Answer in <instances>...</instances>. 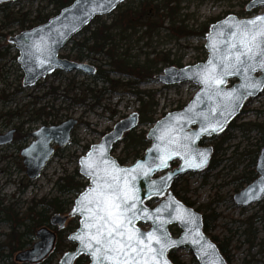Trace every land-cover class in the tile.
<instances>
[{
    "label": "rangeland",
    "instance_id": "obj_1",
    "mask_svg": "<svg viewBox=\"0 0 264 264\" xmlns=\"http://www.w3.org/2000/svg\"><path fill=\"white\" fill-rule=\"evenodd\" d=\"M248 1L183 0L180 3L181 20H183L181 24L186 25L187 29L193 33L187 37L181 36L179 39L169 40L166 32L162 31L159 37L152 39L150 46L141 48L140 52L149 51L155 54L169 52L171 53L170 58L178 61L171 65H160L162 69L159 73L168 66L180 67L200 62L207 55L203 46L205 35L202 33V28H208L216 19L223 18L227 14H235L244 18L264 12V6L250 12L245 11L244 7ZM38 11L40 14L48 12L51 15L55 13V8L47 0H17L11 3L6 13L28 12L30 21ZM109 16L110 14L103 18L108 21ZM9 21L11 22L10 18H6L0 11V34L7 36L11 32L10 36H12L19 33L20 29L17 24L7 26ZM167 25L168 23L164 21L163 26ZM81 37L79 36L75 40L79 41ZM6 44V38L0 37V46L5 49ZM14 54L13 48L10 47L6 55L0 58V133L11 127L20 126L12 143L0 147V208L11 207L13 214H17L25 224H29L31 221L25 218L27 208L33 206L41 197L60 196L64 199H73L72 195L58 193L53 186L54 180L59 176L78 171V158L86 152V147L98 142L102 133L107 132L117 120L135 111L138 105L130 93L119 92L111 95L105 94L101 104L93 109L67 107L63 104L58 114L60 119L58 123L70 117L77 119V125L71 132L70 142L62 148H57L40 176L30 180L25 174L20 150L31 142L32 137L29 134L42 125H48L50 120L41 117L37 121H32L39 114V104L34 103L37 100L35 97L39 98L43 90L41 87H36L38 86L36 84L45 82V78L30 88L19 89L22 75ZM74 54L72 42L67 43L58 53L59 57L69 60H73ZM87 63L94 65V62L91 61H87ZM64 74L63 78L65 79L73 72H64ZM111 76L118 78L115 74ZM76 79L90 82V79L82 74H78ZM50 81L49 77L46 82ZM100 84L97 85L100 86ZM141 88L156 92L155 99L158 105L154 118L160 117L165 112L181 109L191 100L198 89L190 81L175 85H163L155 78V75L148 82L141 84ZM261 111L264 112V90L258 96L246 100L241 113L235 118V124H246L243 127L244 130L233 129L227 132L230 137L226 143L222 144L221 149H218L214 157L218 165L212 170L206 168L196 173H186L176 181V184L181 188L187 189L186 196L193 201L194 208L200 207L201 214L214 213L216 219L209 234L215 236L217 240H223L225 237L230 238L228 250L232 256V264H264V198L260 202L243 208L236 206L232 199L235 192L247 185V182L241 180V176L250 170L247 154L259 147L261 136L264 134V127L260 126L264 121V114L260 113ZM8 112L17 115L6 117ZM251 124L258 125L253 128L254 125ZM151 125H140L136 128V132L144 131L146 134ZM204 143L213 145L210 139H206ZM122 147L123 143H120L112 156L117 157L121 153ZM175 165L176 162L171 164V166ZM70 210L71 206L60 214L67 215ZM70 219L68 218L67 222ZM242 220H249L251 223L245 227L247 230L245 233L241 231L243 227H240ZM147 227L148 225L142 226L144 229ZM171 228L173 229V227ZM10 229V223L3 220V215L0 212V242L7 238L6 235ZM22 229L23 227L20 226L17 230ZM251 231H255L254 237L250 236ZM246 238L249 241H245ZM34 241H36L35 237L32 239V242ZM68 250H70L69 246L64 247L63 252L56 255L52 264H58L62 253ZM175 252L186 264H197L191 261L192 254L189 249H175Z\"/></svg>",
    "mask_w": 264,
    "mask_h": 264
},
{
    "label": "water",
    "instance_id": "obj_2",
    "mask_svg": "<svg viewBox=\"0 0 264 264\" xmlns=\"http://www.w3.org/2000/svg\"><path fill=\"white\" fill-rule=\"evenodd\" d=\"M15 1L17 0H0V4ZM124 1L125 0H73L72 3L63 7L56 15L50 17L46 22L11 36L8 39V42L13 44L18 51L17 63L23 72L22 86L30 88L40 79L55 70H61L66 73L79 71L86 75L93 74L95 72V67L93 65H90L87 62L60 58L58 53L72 37L88 25L93 18L110 14ZM263 6L264 3L260 2V0H249L244 9L245 11L250 12L253 9ZM257 16H264V12L244 18H239L235 14H227L225 17L211 23L205 34L204 48L207 51V57L203 62L183 67H166L163 69L162 73L155 75V78L163 85H172L190 81L198 86V90L183 108L169 111L154 122L145 135L146 139L149 141V145L145 148L143 154L132 163L128 165L119 164L116 158L112 156L111 152L114 144L119 142L126 132L137 128L139 123V114L137 111H132L126 117L117 120L112 128L105 132L98 142L91 144L87 152L79 158L78 172L82 177L89 180V184L76 196L69 214L61 215L60 213H54L49 219L52 226L62 228L69 217L77 216L79 218L78 227L67 237L69 241L75 243V248L64 252L60 257L58 264H74L75 260L80 255L87 256V264H92L91 256L86 252H81L79 250L80 242L71 239V237L79 234L82 229L81 222L84 220L83 215L79 212H74V209L77 207V201L80 200L82 194L92 187V179L89 175L85 174L82 160L87 158L89 153L94 154V159L98 158L100 157L101 151L104 154V159L114 161L120 168H132L137 163H142L145 165V170L148 168L153 169L148 176L142 174L139 175L135 185L138 189V195L143 200L144 205L150 210L170 205L159 214L162 218L170 221L164 225V230L167 231L170 240L175 242V244L169 247L164 254V259L167 260L168 264H173L167 257L168 250H178L180 248H188L197 264H231L225 260L216 244L204 233L202 227V215L192 207L185 205L182 201L177 199L170 190V186L173 180L179 176L189 172H199L207 166L213 148L210 145H201L200 140L203 137L215 136L221 133L226 128V125L240 114V110L246 99L254 98L261 93L263 88L260 90H254L253 95H247L245 90L240 88L241 84L244 83L242 76L230 75L225 77L226 82L220 86L221 95L213 96L210 100L208 94L204 90V85L199 83L195 78H192V71H196L197 66L206 65L212 56V51L208 45L210 43L209 35L213 33L214 25L221 26L224 22L228 21L230 17L234 18L236 21H248ZM34 44L41 45L44 49V54L39 56V59L46 60V63H44L43 66L38 63L35 56H29L27 54L31 49V46ZM251 75L257 80L264 79V71L259 69L251 73ZM229 80H234V82L231 85H228ZM233 89H238L245 95V98L239 102L235 111L229 114L224 108V104L226 103L224 93L231 92ZM213 109H215V111H212ZM197 113L208 114L213 122L221 121L223 124L222 131L206 132L198 137L191 135L189 141H181L188 145V150L197 161L200 159L197 155L199 152L206 153L207 159L204 166L200 168L187 167L185 160L182 158V152L181 156H173L169 159L167 161V167L157 168L156 165L160 162L159 158L163 155L161 150L167 145L170 138H182L185 134H195L200 131L201 127L207 126V122H205L202 117L197 116ZM76 124L77 119L70 117L58 124L42 125L40 128L29 134L30 137H32V141L20 150L25 174L29 179L39 177L47 161L54 154L55 146L64 147L69 143L71 131ZM13 131L14 130L11 129L0 134V147L11 143ZM262 144L263 146L258 153L254 167L256 177L232 195L233 202L236 206L246 207L252 203L259 202L264 198V135ZM158 145L159 147H157ZM173 161H176L177 165L171 168L170 164ZM168 176H171V179L167 180L166 183L161 180L162 177ZM153 181L156 182L155 187L160 189L159 195L153 193ZM153 198H157L159 201L152 206L147 205L146 201ZM173 201L178 202L183 209H187L195 214V223L186 224L173 219L172 217L175 215L176 210V203ZM143 225H148V228L143 229ZM173 225L180 230L178 236H172L169 231V227ZM136 227L139 228L141 232H149L154 225L151 220H139L136 222ZM197 231L204 239L200 243H193V240L198 239ZM35 237L36 241L33 242L31 247L18 251L14 255L16 261L37 263L49 254L55 242V233L48 227L41 226L36 229ZM208 245H214V250L210 249Z\"/></svg>",
    "mask_w": 264,
    "mask_h": 264
},
{
    "label": "trees",
    "instance_id": "obj_3",
    "mask_svg": "<svg viewBox=\"0 0 264 264\" xmlns=\"http://www.w3.org/2000/svg\"><path fill=\"white\" fill-rule=\"evenodd\" d=\"M72 1L47 0L55 8V13L51 15H55L61 8L69 5ZM181 1L183 0H126L110 14L108 21L103 16H96L74 39L70 40L75 53L73 60L94 62L95 72L92 75H85L87 79H90V82L77 80L76 76L82 74L79 71L73 72L71 76H67L65 79L63 78L64 72L60 70L48 74L45 77V82L36 84L38 85L36 87H41L43 90L39 98L35 97V100H37L34 103L39 104V114L36 113L37 115L32 121H37L44 117L45 119H50L47 124H56L60 120L58 114L63 104L67 105V107H80L83 109L88 107L93 109L101 104L105 94L111 95L119 92L130 93V95L134 96V100L138 105L136 110L139 113V125L153 124L156 120L154 116L157 113L158 105L155 99L156 92L151 89L141 88V84L148 82L153 75L159 73L162 69L160 65H171L177 60L171 59V53L169 52L155 54L149 51L140 52V49L150 46L152 39L159 37L162 31L166 32L169 40L179 39L181 36L187 37L193 33L187 29L186 25L181 24L183 22L180 14ZM10 5L11 2L1 4L0 11L6 18L9 17L11 20L7 26L9 24H17L20 31L43 23L51 16L48 12L40 14V11H38L32 20L29 21L28 12L20 14L18 12L15 14L6 13ZM164 21L168 23L167 26H163ZM25 23H27L26 26ZM207 30V27H203L202 33L205 35ZM79 36L82 37L79 41H76L75 39ZM0 37L5 39L7 36L0 34ZM7 51L8 47L2 50V46H0V58H3ZM151 55L152 57H150ZM113 74L117 75L118 78H112L111 75ZM49 77L51 81L47 83L46 81ZM98 83H101L100 86L97 85ZM19 89H23L21 85H19ZM34 103L33 105H35ZM260 113L264 114L262 111ZM13 114L10 113L9 115L12 116ZM245 125L244 123L235 124L234 118L220 134L211 138L201 139L200 144H205L204 141L206 139H210L213 144L212 156L206 167L208 170H212L218 165L214 157L218 149H221L222 144L226 143L230 137L227 132L233 129L243 131ZM253 125L254 128L258 124ZM260 126L264 127V121ZM262 137L260 139L261 142ZM212 140L216 142L214 141L213 143ZM120 143H123V147L121 153L116 157L120 164L134 161L149 144L145 138V132L140 131L137 133L136 129L125 133L122 139L114 145L112 152L116 150ZM259 148L260 145L256 150L247 154L250 170L247 174L241 176L243 182L249 183L256 176L254 166ZM177 180L178 178L172 182L171 191L185 205L193 207V201L186 196L187 189L185 187L181 188L180 185L176 184ZM87 185L88 180L80 176L77 170L72 174L57 177L53 182L55 190L61 195H72L73 199H64L60 198V196L41 197L33 206L27 208L25 218L31 221L29 224H25L22 218H18L17 214H13L11 207L0 208L3 220L9 222L11 226L10 231L6 235L7 238L0 242V264H52L56 255L63 252L64 247L69 246L70 250L73 249L74 244L67 241V235L78 227V217H72L61 229L52 227L56 234L54 246L43 260L37 263H27L18 262L14 259V253L32 244L35 230L41 226L51 227L49 223L50 215L52 213H62L69 206H72L74 198ZM152 201L154 200H148L146 204L149 205ZM37 207L38 210H36ZM194 209L199 211L200 207H195ZM215 219L213 212L202 214L203 231L215 242L225 260L231 263L232 256L228 250L230 238L225 237L223 240H217L215 236L209 234V231L214 227L213 222ZM248 223L249 220L240 222V227H243L241 229L242 232L245 233L247 231L245 227L251 225V223ZM20 226L23 229L18 231L17 229ZM170 231L173 235L178 234L176 227L171 228ZM254 235L255 231H251L250 236L254 237ZM245 241H249V239L246 238ZM167 257L173 264H186L179 258L174 249L168 250ZM191 261L196 263L193 257H191ZM87 263L88 257L85 255L79 256L74 262V264Z\"/></svg>",
    "mask_w": 264,
    "mask_h": 264
},
{
    "label": "snow or ice",
    "instance_id": "obj_4",
    "mask_svg": "<svg viewBox=\"0 0 264 264\" xmlns=\"http://www.w3.org/2000/svg\"><path fill=\"white\" fill-rule=\"evenodd\" d=\"M260 2L264 3V0ZM213 29L208 45L212 56L206 65L197 66V70L192 71V78L204 85L208 98L211 100L213 96L221 95L220 86L226 82L225 77L230 75L242 76L244 83L240 88L247 95L264 88V79L257 80L251 75L257 69L264 71V16L248 21H236L230 17L221 26L214 25ZM27 54L35 56L41 66L46 63V60L39 59L44 54L41 45H32ZM224 98L225 111L231 114L245 95L233 89L224 93ZM196 115L202 117L207 126L201 127L195 134L170 138L161 150L163 155L159 158L157 168L167 167V161L173 156H181L182 152L187 167L204 166L206 153L199 152L197 155L200 159L197 161L188 150V145L181 141H189L191 135L198 137L206 132L222 131L223 124L221 121L213 122L208 114ZM103 155L101 151L100 157L94 159V154L89 153L82 160L85 174L92 179V187L77 201L74 212L83 215L84 220L79 234L71 239L80 242L79 250L91 256L92 264H168L164 254L175 242L170 240L164 230V225L170 221L159 214L170 205L150 210L144 205L135 185L139 175L148 176L153 169L145 170L142 163L132 168H120L114 161L104 159ZM170 179L171 176L161 178L165 183ZM155 185L153 181V193L159 195L160 189ZM173 202L176 203L173 219L186 224L195 223V214L183 209L178 202ZM139 220H151L154 227L149 232H141L136 227ZM197 237L193 243H200L204 239L198 231ZM208 247L214 250V245Z\"/></svg>",
    "mask_w": 264,
    "mask_h": 264
},
{
    "label": "flooded vegetation",
    "instance_id": "obj_5",
    "mask_svg": "<svg viewBox=\"0 0 264 264\" xmlns=\"http://www.w3.org/2000/svg\"><path fill=\"white\" fill-rule=\"evenodd\" d=\"M14 115H17V114L14 113L11 117H13ZM5 116H6V117L9 116V113L6 114ZM11 129L14 130V131H13V134H12V141H13L15 135H16V134L19 132V130H20V126H14V127H11V128H9V129H7V130H11ZM12 141H11V143H12ZM11 143H10V144H11ZM6 146H7V145H6Z\"/></svg>",
    "mask_w": 264,
    "mask_h": 264
}]
</instances>
